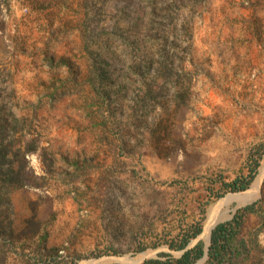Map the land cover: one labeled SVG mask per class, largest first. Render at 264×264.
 <instances>
[{
	"label": "rangeland",
	"instance_id": "1",
	"mask_svg": "<svg viewBox=\"0 0 264 264\" xmlns=\"http://www.w3.org/2000/svg\"><path fill=\"white\" fill-rule=\"evenodd\" d=\"M0 4V144L14 167L29 151L0 205L8 264L178 257L155 243L203 218L188 247L207 248L214 211L215 227L259 199L243 238L264 264V183L217 196L264 149V0Z\"/></svg>",
	"mask_w": 264,
	"mask_h": 264
},
{
	"label": "trees",
	"instance_id": "2",
	"mask_svg": "<svg viewBox=\"0 0 264 264\" xmlns=\"http://www.w3.org/2000/svg\"><path fill=\"white\" fill-rule=\"evenodd\" d=\"M12 145V142L9 143ZM0 144V176L2 177V184L0 188V205L9 207L11 204V197L9 192L13 188H23L27 185V178L24 173L26 160L23 156L29 151L24 150L22 154L23 164L14 167V160L7 159L8 145ZM264 149L256 148L254 153L250 155L249 172L247 175H239L230 182L221 183L218 197L223 196L226 192H238L247 190L254 181L258 167L259 158L262 157ZM258 156V159L255 157ZM18 157V154L15 156ZM4 190V191H3ZM261 199L240 207L236 210L233 217L227 221L218 223L212 230L210 245L206 255V247L203 241H198L193 247L188 248L190 242L196 239L203 229V218L195 219L190 222H181L179 230L172 234L170 238L166 235L155 243L154 247L166 245L173 251H184L178 257H175L169 252H160L156 257L144 260L139 264H197L198 261L206 256L202 264H247L252 259V248L243 238V231L247 217L250 215H259L261 211ZM171 235V234H170ZM45 238H43L44 240ZM143 246L138 248V251H143ZM113 253H117L115 250ZM62 259L51 263L52 260H47V264H77L79 256ZM9 258L7 255L0 256V264H8ZM32 263L38 264V259H34ZM31 262V261H29ZM27 263V262H26ZM29 264V263H27Z\"/></svg>",
	"mask_w": 264,
	"mask_h": 264
},
{
	"label": "bare ground",
	"instance_id": "3",
	"mask_svg": "<svg viewBox=\"0 0 264 264\" xmlns=\"http://www.w3.org/2000/svg\"><path fill=\"white\" fill-rule=\"evenodd\" d=\"M261 169L264 170V160L262 161L260 170ZM260 181H261V179H258V181H256L250 187V189H248L247 191L243 192L240 195L234 196L233 199L237 200L240 203H245V202H248L249 200L253 199L254 197L257 196L258 192L260 191ZM217 216H218L217 211H214L212 213V215L209 217V220H208V222H207V224L205 226L204 233H205L207 241L209 240L210 232H211L212 228L214 227V224L216 223L215 221L217 219ZM90 263H87V264H90ZM81 264H84V262H82Z\"/></svg>",
	"mask_w": 264,
	"mask_h": 264
},
{
	"label": "water",
	"instance_id": "4",
	"mask_svg": "<svg viewBox=\"0 0 264 264\" xmlns=\"http://www.w3.org/2000/svg\"><path fill=\"white\" fill-rule=\"evenodd\" d=\"M263 160H264V159H263ZM258 179H261V181H260V188H261L262 184L264 183V170H263V169H261V170L259 169L258 174L256 175L254 181L252 182V185H253L256 181H258ZM210 234H211V232H210ZM209 242H210V239H209ZM188 248H190V247H188ZM188 248H186V249H188ZM186 249H185V250H186ZM185 250H183V251L181 252V254H183ZM207 253H208V247L206 248V255H207Z\"/></svg>",
	"mask_w": 264,
	"mask_h": 264
},
{
	"label": "crops",
	"instance_id": "5",
	"mask_svg": "<svg viewBox=\"0 0 264 264\" xmlns=\"http://www.w3.org/2000/svg\"><path fill=\"white\" fill-rule=\"evenodd\" d=\"M0 18H5V12L2 4H0Z\"/></svg>",
	"mask_w": 264,
	"mask_h": 264
}]
</instances>
